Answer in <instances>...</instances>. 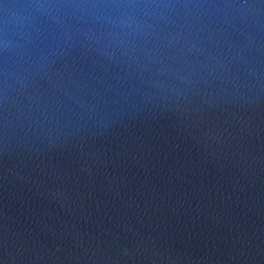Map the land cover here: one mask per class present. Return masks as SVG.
Returning <instances> with one entry per match:
<instances>
[{
	"label": "water",
	"instance_id": "obj_1",
	"mask_svg": "<svg viewBox=\"0 0 264 264\" xmlns=\"http://www.w3.org/2000/svg\"><path fill=\"white\" fill-rule=\"evenodd\" d=\"M0 264H264V0H0Z\"/></svg>",
	"mask_w": 264,
	"mask_h": 264
}]
</instances>
